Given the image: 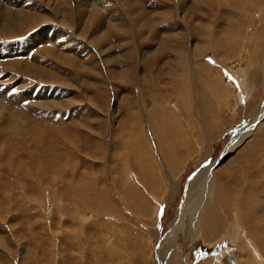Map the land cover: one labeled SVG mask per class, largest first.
<instances>
[{
    "label": "bare ground",
    "instance_id": "1",
    "mask_svg": "<svg viewBox=\"0 0 264 264\" xmlns=\"http://www.w3.org/2000/svg\"><path fill=\"white\" fill-rule=\"evenodd\" d=\"M130 1L135 4V1ZM232 1H234V4L235 2H240V0H231L230 2L232 4ZM241 1L244 3H252V5L253 3H256L254 2L256 0ZM24 2H26V6ZM108 2L109 0H0V38L4 35L7 37L24 35L35 30L33 34L26 37L27 39L24 38V40L10 45V47H12V49H10L15 54L16 59H13L14 56H11L13 60L8 61L9 59H7V56L6 58L5 56H3V58L0 57V63L2 64V68L4 67V72H12L16 75V79H18L16 82L18 83L20 82L19 78L24 80V78L35 77L36 80L40 79L43 81V79H47L49 76L51 80H58L59 82L61 81V83L66 81L70 86H73V84L70 81L63 80L64 76L67 77L66 75L69 73L73 78L75 75L78 76L83 73V70H95L102 78H110V80L114 79L116 76L120 77V74L115 77L112 75L113 69H111L108 63L109 61L111 62L113 57L110 54H107L108 50H106V47H102L100 42L107 38L109 34H112L115 30V26H120L122 24L121 19L123 17L119 19L118 22H112V20H115L113 18L115 14L113 16L111 15V18L108 17L109 20L101 21L104 12H101L99 7L102 8L104 6V9L108 5ZM188 2L182 0L180 2L181 4L175 3V9L181 11L180 13L183 12L182 16L180 15V21L183 22V25L180 27H172L171 24H167L162 28L163 31L161 30L158 32V34L161 33L160 36L157 37V43L160 44L159 48L160 46L168 45L167 48L169 47L168 49H170V59H168L167 62L160 63L161 65L159 66H154V68L151 67L145 76L144 73L141 74L142 86H138V94H132L134 98L132 101H129L131 104H128L127 106L129 107L127 110L128 119L124 122L127 126L124 127L125 125H123L122 128L125 133V138L122 144L125 148L124 153L126 155L118 158L114 157L120 166L116 167V164L114 163L111 165L108 164L107 168L109 170L107 172V168L101 163L100 169L103 172L101 171L100 173L101 178L96 179L87 174L83 175L82 173V175H80L81 177L79 176V178H76L78 174L76 168H71V176L65 172V169L61 170V168H59V170L56 169L58 171L52 174V179L55 181L52 183L54 188L52 187L53 189L51 192L48 191L46 196L52 201H59L57 206L55 205V207H58L59 217L57 220H55L54 217L51 218L50 222L48 221L49 225L46 224V231L44 230L46 232L45 237L48 239L47 245H49L48 250L45 249L46 252H48L46 254L49 260L48 264H131L134 259L141 264H146V260L148 259L145 258V254H147L145 251L148 247H151L150 252L153 251L155 241H157L159 237V232L154 228L149 231V234L148 231L144 233L139 229L136 230V227L134 229L133 227L132 229L130 227H125V233H123V225L120 221H123L124 219L123 211H130L134 213L139 220L146 223V218H149L148 212L153 210V218L155 222L157 219V207H155L156 205L154 206V202L158 200V198L164 200L162 195L168 191L174 192L175 187L179 183V180L174 177L178 175L179 172L180 176L183 174L181 172H183L184 167L189 161V158L184 157L189 156L191 154L190 150H192L190 148H195L196 146L192 140L191 143L187 142V139L181 136L182 133L185 135V130H181L180 118L176 114V111L181 109L179 106L181 105L182 108L184 107L183 109L189 111L190 106L195 104L194 98L197 96L198 101H200L198 104L202 108H205L204 97L207 92H209L208 94L211 98L215 97L217 100H219V96H223L228 102L232 97L234 98V103L237 102L242 93L244 96L251 94V85L249 82V79H251L250 65L247 66L240 64L233 68L225 65L224 68L231 69L234 79L237 81L236 86H234V84L232 85L222 81L225 75L223 74L224 70H221L219 66L224 65L220 63L217 56H219L218 51H220L221 48H227L226 45L228 44L240 45L239 48H250L254 42V33L259 30H256L255 27L262 23L264 15L263 17L257 16L260 19H258V25L255 26V19L253 20V16L244 13L243 6V9H241L240 12H235L230 10L231 8L228 9L229 7L227 5H223V0H193V2H196L195 9L198 10V12H201L199 14L206 16L210 14L214 20L210 18L207 19L206 17L204 19H207V23L210 25H208L206 21L200 26L194 23L191 25L189 24V20L192 19V12L190 10H194V3L192 6V4H188ZM210 2H212L214 6L211 7ZM224 2L226 3V1ZM219 4L220 6H217ZM125 7L124 4V9ZM256 7H258V5ZM222 8H224L223 11L227 13L229 18L236 20L233 21L230 19L224 22L222 21L227 27L225 28L224 26L223 28L215 29L213 21H215V18L217 21L218 18L216 16L220 14V11L221 13L223 12L221 10ZM213 9H217L214 11L215 16L212 14ZM218 9H220V11H218ZM261 9L263 10V8ZM113 11L115 13V10ZM122 11H120V13ZM134 12L137 13V10H125V14L123 12L121 14L118 12L121 16L126 17V23L124 22L125 27H127V25L130 26L131 23L129 19L131 15H134ZM186 12L188 13L186 14ZM157 13L159 15L157 21L159 20L160 23L169 18L167 17V10L159 11ZM116 15L118 17V14ZM81 19L83 23L85 22L84 24H79V20ZM49 20H55L60 23L64 21L65 24H67H64V26L73 30L79 25L82 32H87V37L85 36L83 42L92 47L87 49L81 43V40L75 43L77 44L76 48H67V41L59 42L60 38H64L67 35L65 34L66 32L64 33L63 31L62 33V31L46 29ZM149 20H146L145 22L143 21L144 24L146 23V26H143L145 29H150L154 23L153 20V23ZM249 20L252 27L250 33L249 31H246L248 27L245 26L249 25ZM127 21H129L128 23L130 24H127ZM205 23L206 25H204ZM195 28L199 29L201 32L199 35L195 34L197 37L193 35L196 30ZM137 30L138 27L135 31ZM48 31H51V33L47 34ZM260 32L255 36L261 37L260 39L263 41L262 46L264 48V28L261 34L262 36H260ZM136 33L134 32L133 35ZM82 38L84 37H81L80 39ZM188 38L193 40L190 44H188ZM67 40L70 41L69 39ZM139 40L140 42L142 41L141 37H138V41ZM138 41L136 39L133 40V45L137 46V48L139 47V44H137ZM256 42L257 41H255V43ZM129 43L130 42H128V44ZM157 43L154 45H157ZM133 45H130L129 47L127 46L128 48L126 51L124 50L125 54L123 53L119 55L120 58L122 57L124 59V62L128 64V66H130L129 62L135 52H133L135 49ZM34 46H36L35 49H32ZM78 46H83V48ZM117 46H119V44ZM20 48L34 50V55L31 58L27 56L25 57V60L22 61L21 59L20 61V58L18 59L17 57L20 53L18 52L21 50ZM157 53L158 52H153L152 55ZM209 53L213 59V65L204 61L205 56L209 55ZM156 59L158 58L153 57L152 61L155 62ZM261 60L263 71L262 87L264 90V56ZM3 61L5 62L3 63ZM154 62L150 64L154 65ZM128 71L130 70L127 69L123 72H126L127 75ZM165 77H167L166 80L163 79ZM74 82L76 83L77 81ZM212 82H214V84ZM18 86L21 85L18 84ZM42 93L45 97H41V101H36V98L33 99V97L30 96L31 91L23 92L22 95L26 96L16 100L19 101L17 103L15 100V102H12L13 99L12 101L8 100L12 96H8V105L4 104L5 101L0 100V116L3 114L6 116L5 121L1 123L2 129L0 128V135H2L5 130L7 134L14 135L15 133L16 136L20 134L18 142L20 143L21 141L23 145L22 147H25L26 143L29 142L27 134L29 135V138L31 136L34 140H37L36 138H38L39 142L43 144L42 153L45 155L44 157L46 159H53L56 158L52 153L54 149L52 147L50 148L51 150L48 149L49 144H46L47 138L43 137V134L37 135L36 130L42 127L41 124L44 120L48 119V117L45 119L41 112L48 108L61 105V103L66 102L67 100L58 103L55 99L50 98L51 95L47 97L46 90H43ZM5 98H7V96ZM47 98L49 99L48 103L44 101V99L46 100ZM26 99H29V102L27 104H22ZM222 99L224 100V98ZM170 101L172 102L170 103ZM68 102L69 100L67 103ZM236 104L238 105L239 103L237 102ZM236 104L234 107H236ZM3 109L5 111L2 113ZM36 109L41 111L38 112ZM205 112L202 113L200 119V123L202 122V128L204 129L209 125L207 124L208 122L206 120L207 116L205 115ZM262 112H264V105L262 107H257L255 111L249 115L248 120L246 119L249 123V128L256 123ZM232 113L234 114V112ZM48 115L49 114L47 113V116ZM50 118L51 117H49V119ZM144 119H146L149 126L148 132L142 125ZM72 120L73 119L69 118L68 121ZM59 122H61V120ZM175 122L180 124V126L176 127L177 124ZM261 124L262 123H259L252 132L254 133L258 130L257 137L253 134L255 138L251 137L252 139L247 141L250 146L249 149L247 148L244 152L243 156H246V158H238L235 161V166H233L225 176L221 173L222 169L214 167L216 161L209 163V165L206 166L203 165L200 168H198V166L205 161L206 158H201L195 163L193 166L195 171L186 181L184 185V193L175 209L176 213L170 223V232L166 235L165 239L162 240L161 244L158 245L157 256L161 264H164L168 250L170 251L171 259L175 256L176 246L179 244L178 241L180 237L192 242L201 239L206 246L211 247L218 245L219 243L224 244V242L234 245L236 250L241 251L243 254L235 256L231 264H264V126H261ZM66 126L71 127V124ZM33 127H37V129L35 128L32 131L31 128ZM247 128L248 126L243 127V130L235 135V139L231 144L227 145L225 150L231 149L243 139L250 136L251 132L248 133L250 130H247ZM9 129L11 132H9ZM189 129H191V127ZM192 130L194 131L195 129ZM148 134L150 135L149 137H152V140H149ZM42 140L45 142H42ZM67 140L68 139H64V145L70 142ZM1 141H4V139L0 138V142ZM9 141L12 142V139L7 135L6 142L10 143ZM36 143H38V141ZM29 145L30 144L28 143L26 147H29L28 152L33 156L32 154L34 152L30 151L31 148L33 150V147H30ZM9 146L10 145H8V147ZM75 147L76 150L72 151V154L79 151L77 146ZM14 149H16V147H14ZM48 150L50 151L49 154ZM65 151L67 153L69 152L68 150ZM61 154L63 155V151ZM33 160L31 159L32 162ZM199 162L201 163L198 164ZM37 165H39V163ZM116 171L120 173L118 176L120 175L122 178L121 182L119 181L120 183H116L118 179H110V174H115L114 172ZM46 172H49V170ZM164 173H167L169 179L168 182ZM165 183L169 187L164 185ZM108 187L112 188V192L115 193L120 204L124 205L123 209H116L115 198H109L110 194ZM125 206L126 208L124 210ZM148 222L151 223L150 220ZM56 223L58 224L61 233H64L65 235L63 238L64 240L62 239L63 244L71 242V245L69 243L68 247L70 249L68 251L70 252L67 251V253L62 250L68 254L67 258H62L64 255L60 258V249H63V246H61L62 241L56 242L58 240H54V234L56 232L55 226H57ZM63 226H65L64 229H62ZM88 230H90V232L92 231V233L89 234ZM59 245L61 248H59ZM220 259V256L217 258H205L197 264H215L214 262L216 261L220 264ZM68 261L71 263H68ZM170 263L171 262H168V264Z\"/></svg>",
    "mask_w": 264,
    "mask_h": 264
},
{
    "label": "rangeland",
    "instance_id": "2",
    "mask_svg": "<svg viewBox=\"0 0 264 264\" xmlns=\"http://www.w3.org/2000/svg\"><path fill=\"white\" fill-rule=\"evenodd\" d=\"M106 1H108V0H106ZM133 1H135V4H134V2H131L130 0H109L108 5L104 9H103L104 6L102 8L99 7L101 12H104L103 14L105 15L104 16L102 14V20H101L102 22L109 20L108 17L111 18V15L113 16L114 14L115 15L113 18L115 20H112V22L113 21L118 22V20L123 17L121 19V23L123 25L121 24L120 26L119 25L115 26V28H114L115 30L114 31L112 30L113 31L112 34H109V36L107 38H105L103 41H100L101 46L106 47V50H108L107 54H110L113 57L111 62L109 61V63H108V65H110L111 69H113V71H112L113 73L112 72H110V73H112V75L114 77L116 75L120 74L119 75L120 77L116 76L114 79L110 80V78L109 79L104 78V77L102 78L101 75L98 74V72H96L95 70H92V71L83 70V73L80 74L82 76L78 75L79 77L75 75L72 78V76L69 75V73L66 75L67 77L64 76L63 80L70 81L73 84V86H70V84H67L66 81H63V80H62L63 84L61 83V81L59 82L58 80H51L49 78V76L47 79L46 78L43 79V81L40 79L36 80L35 77L34 78L33 77L32 78L31 77L24 78V80L19 78L20 82L18 83V82H16V80L18 81V79H16L17 76L14 75L12 72H10V73H8L7 71L4 72V67L2 68V64L0 63V68H1L0 71L2 70L1 71L2 73L0 72V74H1L0 75V80H1L0 81V100L5 101L4 104L8 105V103H9L8 100L12 101V99H13L12 102H15L16 100H19V99L25 97L26 95H24V96L22 95V93L25 91H31L30 96L33 97V99L36 98L35 99L36 101H41L42 100L41 97H45L44 94L42 93L43 90L47 91V93H46L47 97H49L51 95L50 98L55 99V101L58 103H60V101L63 102V100H67V101L69 100L68 103L66 101V102L61 103V105H58L59 107L54 106L53 108H48L47 110L41 112V113H43L44 118L47 119L46 117H48V119L44 120L42 122V124H41L42 127H40L39 129H37V127L31 128L32 131L35 128L37 129L36 130L37 135L43 134L42 136L47 138L46 144L47 143L49 144L48 149L51 150L50 149L51 147L54 149V151H52V153L56 156V158H53V159L47 158L46 159L44 157L45 155L42 153V145L43 144H41L39 142L38 138H36L37 140H34V139H32L31 136L29 138V135L27 134V138L29 141L28 143L30 144L29 146L33 147V150L31 148L30 151L34 152L33 154L31 153L33 155V156H31L30 153L28 152L29 147L28 146L26 147V145H28V143H26L25 147H22L23 145H22L21 141H20V143L18 142L20 134L17 136L15 135V133H14V135L9 134V133L7 134L6 130H5V131H3L4 136H3V134L0 135V138L4 139V141L0 142V177H1L0 178V264H34V263L35 264H48L49 260H48V257L46 255L48 252H46V250H48L49 245H47L48 239L45 237L46 236V232H45L46 229L45 228H47V225H49L51 218L54 217V219L57 220L59 217L58 216V212H59L58 207H55V205L57 206V203L59 201L58 202H56V200L52 201L48 196H46L48 194V191L51 192V190L54 188V186L52 184L53 182H55L54 179H52L53 173H55L56 171L59 170V168H61V170L65 169V172L68 173L69 176H71L72 169L76 168V170L78 172L76 178H79V176L82 174L83 175L87 174V175H89L95 179L101 178V174H100L102 171L100 169L101 163L106 168H107L108 164L111 165L112 163L116 164L115 166L118 167L120 165H119V163L116 162L115 158L123 157L124 155H126L124 153L125 148L123 147V144H122V142L125 138L124 137L125 133H124V130L122 128H123V125H125L124 124L125 120L128 119L127 118L128 117L127 110L129 107H127V106H128V104L129 105L131 104V102H129V101L133 100V98H134L133 95L138 94V86H140V87L142 86L141 74L144 73V76H145L146 73L149 72L151 67L154 68V66L155 67L159 66L162 63L167 62L168 59H170L169 58V56H170L169 50L170 49H168L169 47L167 48L168 45H163L165 47L160 46V48H159L160 44L157 43V41H158L157 37H159L161 33L158 34V32H160L161 30L163 31L162 28L164 26H166L167 24L168 25L171 24L172 27H175V26L180 27L183 25L182 24L183 22L180 21V15L182 16L183 12L180 13L181 11H179L178 9H175V3L179 4L182 0H177V1L176 0L175 1L174 0L173 1L172 0H133ZM186 1L188 2V0H186ZM190 1L191 0H189L188 4H192V6H193V3H194V6H193L194 10H192V9L190 10L192 12V15H191L192 19L190 18L191 20H189V18H188V20L190 21L189 24L192 25L194 23V24H197L200 26L205 21L207 23L208 22L207 19H209V18L214 20V18H212L210 16V14L208 16L203 15V14H199L201 12L200 11L198 12V10L195 9L196 2H193V0L191 2ZM224 1H226V3ZM230 1L231 0H223V5H227L229 7L228 9L231 8L230 10H233L235 12L236 11L240 12L241 9H243L242 8V6H243L244 7V9H243L244 13L246 15L253 16L252 19L253 20L255 19V26L258 25L257 22H259L258 21V19H260L259 17H263V15H264V11H263L264 10V7H263L264 6V4H263L264 0H259V1L256 0V1H254L256 3H253V5H252V3L250 4L248 2L244 3L241 0H240V2H235V4H234V1H232L233 4ZM24 4L26 6V2H24ZM124 4L126 6L125 9H124ZM173 4H174V6H173ZM210 5H211V7L214 6L212 2H210ZM257 5H258V7H256ZM201 6H203V5H201ZM217 6H220V4ZM203 7H206V6H203ZM171 8H174V9H171ZM261 8H263V10ZM131 9L137 10V13L134 12V15L130 16L129 21L131 24L128 23L129 21H127V24H130L131 27L129 25H127V27H125L124 22L126 23V19H125L126 17L121 16L120 14L122 12L125 14V10L130 11ZM223 9L224 8H222L221 10L223 11ZM113 10H115V13ZM122 10H124V11H122ZM164 10H167V13H168L167 17H169V18L167 20H165L164 22L160 23L159 20H158L159 22L157 21V19L159 18V15L157 12L164 11ZM169 10H171V11H169ZM215 10H217V9L212 10L213 11L212 14H214L213 16H215V13H214ZM120 11H122V12L120 13ZM218 11H220V9H218ZM171 12H173V13H171ZM259 12H260V14H259ZM187 13L188 12H186V14ZM116 14H118V17ZM257 16H259V17H257ZM206 17H207V19H204ZM216 17L219 20L217 19V21H216V18H215V21H213L215 29L223 28L225 26V24L223 22L231 19L228 17L227 13H225L224 11L222 13L220 11V14L217 15ZM256 18H257V20H256ZM263 19H262V23L259 24L260 26L258 25L257 26L258 28L255 27L256 30L257 29H259V30H257L256 33H254V37H255L253 39L254 42H253V45L250 46V48L249 47L239 48L240 45L228 44V45H226L227 48H221V50L218 51L219 56H217L220 63L222 65H224V66H221V65L219 66L221 70H224L223 74L225 75V77L222 79V81H224L226 83H230L232 85L234 84V86H236L237 81L234 79V76H233L231 69L224 68L225 65L232 67V68L237 67L240 64L241 65H247V66L250 65L249 67L251 69V73H250L251 79H249V82L251 85V89H250L251 94H249L248 96L247 95L244 96L242 93V95L237 100V102L239 103L238 105L236 104L237 102L234 103V101H233L234 98H232V97L230 98V100H228V102L225 100V97H223V96H219V100H217L215 97L211 98V96L208 94L209 92L205 93L206 94V96L204 97L205 106H206L205 108H202L198 104V103H200V101H198L197 96H195V98H194L195 104H192L190 106L191 109L189 108V111H186V109H183L184 107L182 108L180 105L179 107L181 109L176 111V114L180 118V123H181V126L183 128L180 126V124L176 123L177 121L175 122L177 124L176 127L180 126L181 130H185V135H183V133H182L181 136H183V138H186L187 142L191 143V140H192V142L196 146H195V148L191 147L190 148V149H192V150H190L191 154L189 156L184 157V158H189V161L187 162L186 166L184 167L183 172H181L183 174L180 176L179 175L180 172H179L178 175H176L174 177L175 179L179 180V183L175 187L174 192L168 191L167 193H164L162 195L164 200L158 198V200H156L154 202L155 203L154 206L156 205L155 207H157V211H156L157 219L155 222H154V218H153V210L148 212V216L150 219L146 218V220H147L146 223H144V221L139 220L138 217L134 213H132L130 211L129 212L123 211V215H124L123 221L126 222L125 223L123 221H120L121 224L123 225V230H124L123 233H125V229H126L125 227H128V228L130 227L131 229H132V227H133V229L136 227V230L139 229L141 232H144V233H146L148 231L149 234H150L149 231L153 230L154 228H155V230H157L159 232V237H158V240L155 241L153 251L150 252L151 247H148L147 250L145 251V253H147V254H145V258L148 259V260H146V262H147L146 264H152V263L153 264H161L160 260L158 259V256H157L158 245L161 244L162 240H164L166 235H168L170 232V223L173 220V217L176 213L175 209H176V207H177V205L181 199V196L184 193V187H185L184 185H185L186 181L188 180V178H190L193 175V173L195 171L194 170L195 168H193L195 163H197L201 158H206V160L203 161L202 163L201 162L198 163V164L201 163L198 166V168H200L203 165L206 166V165H209V163L216 161V165L214 167H217L218 169H222L221 173H222V175L225 176L228 173V171H230V169L233 166H235V161L238 158H246V156H243V155H244V152L247 150V148L249 149V146H250V145H248L247 141H250L252 138L257 137V135H258V130L255 131L254 133H252L254 131L255 127L259 123H262L261 126L262 125L264 126V112H262V114L258 117L256 123H254L251 128H249V125H248L249 123L247 121L249 118V115H251V113H253V111H255V109L257 107H259V106L262 107L264 105V90L262 87L263 71H262V60H261L262 57L264 56V52H263L264 48L262 46L263 41L260 39L261 37H259V36H258L259 38L256 37L260 31H261L260 36H262L261 34H262L263 28H264L263 27L264 26L263 25L264 24ZM146 20H149L151 22L153 20L154 23L152 22L153 23L152 27H151L152 29L146 28L147 29L146 30L144 28L146 26V23L144 24V22ZM212 20H211V22H212ZM231 20L235 21L236 19H231ZM54 21L55 20H53V21L49 20V22H47L48 24L46 25V29H50V30L54 29L55 31H62V33H63V31H64V33L66 32L65 34H67V35L64 38L63 37L60 38L59 42L60 41H65V42L67 41V44H68V45L66 44L67 48H74V47L76 48L77 44H75V43H77L78 41H81V40H82L81 43L87 49L92 47L90 45H87L85 42H83L85 39V36L87 37V32L86 31L82 32V30H80L79 25L77 28L74 27L75 29L73 30L69 27H65L64 21L61 23L58 21L57 22L56 21L54 22ZM79 21H80L79 24L85 23V22L84 23L82 22V19ZM216 22H217V24H216ZM206 23L204 25H206ZM248 23H249V25H245V26L248 27L246 29V31L247 32L249 31V33H250L251 29H252L250 20L248 21ZM207 24L210 25L209 23H207ZM252 24H253V22H252ZM65 25H67V24H65ZM123 26H124V28H123ZM119 27H121V28H119ZM137 27H138V30L135 31L137 29ZM226 27H227V25L225 26V28ZM195 29H194L195 32L193 33V35H195V34L199 35L201 33L200 30L197 28H195ZM260 29H262V30H260ZM34 31L35 30H32L31 33L28 32V34L26 33L24 35H16L14 37H7L6 35H4L2 38H0V55H1L0 57L3 58V56H5V58H6V56H7V59H9L8 61L16 59L15 54L11 50L12 47H10V45L14 44L16 42H20L21 40H24V38L27 39L26 37L33 34ZM133 31L135 33L137 32L136 33L137 35L136 34L133 35V33H134ZM143 32H144V34H143ZM48 33L50 34L51 31L50 32L48 31L47 34ZM82 33H84V34H82ZM85 33H86V35H85ZM153 35L155 36V38ZM77 36H79V37H77ZM19 37L22 39H20ZM81 37H84V38L80 39ZM138 37L139 38L141 37V39H142L141 42H140V40L138 41ZM126 38H128V39H126ZM133 38L138 41L137 42V44H139L138 48H137V46L133 45V40H134ZM67 39H69L70 41H68ZM6 40H7V42H6ZM123 40L124 41L126 40L130 43L128 44V42H126V41L124 42ZM192 41L193 40H191V38H188V44H190ZM255 41H257V42L255 43ZM258 41H259V43H258ZM117 43L119 44V46H117L118 45ZM155 43H157L158 46L154 45ZM71 44L73 45V47ZM237 44H239V43H237ZM79 45H81V44H79ZM104 45H106V46H104ZM130 45L131 46L133 45V47L136 50L135 49L133 50V52L135 51L134 56H132V58L129 62L130 66H128V64H126L124 62V59L122 57L120 58L119 55L123 54ZM229 45H231V46H229ZM35 47L36 46H34L32 49H35ZM78 47L83 48V46H78ZM160 49L162 50V52ZM64 50H66V49H64ZM18 52H20L19 53L20 55L18 54L17 57H18V59L20 58V61H21V59H22V61L25 60V57H27V56L29 58H31L34 55L33 54L34 50L21 49ZM86 52H87V50H86ZM119 52H121V53H119ZM153 52H158V53L155 55L154 54L152 55ZM136 54H138V55H136ZM11 56H14L13 59L11 58ZM152 56L155 58H158V59H156L157 62H156V60H155V62L152 61V58H153ZM204 61L208 64L213 65V59H212L210 53H209V55L205 56ZM4 62L5 61H3V63ZM152 62H154V65L150 64ZM123 68H124V70H127V69L130 70V71H128L127 75H126V72H123L124 71ZM121 70H123V71H121ZM122 76L125 78H123ZM163 79L166 80L167 77H165ZM250 80H252V81H250ZM74 81H77V82L75 83ZM212 83L214 84V82H212ZM18 84L21 86H18ZM22 85H24V86H22ZM68 85H69V87H68ZM213 86H215V85H213ZM115 88H116V90H115ZM113 90H114V92H113ZM2 91H3V93H2ZM234 94H235V92H234ZM6 96H7V98H5ZM8 96L9 97L12 96V97H10L11 99L10 98L8 99ZM37 96H39V97H37ZM119 96H121V97H119ZM232 96H233V93H232ZM221 97L224 98V100ZM248 97H250V98H248ZM235 99H236V97H235ZM44 101L46 103H48L49 99L48 98L46 100L44 99ZM17 102H19V101H16V103ZM28 102H29V99H26L23 101L22 104H25V103L27 104ZM171 102L172 101H170V103ZM235 104H236V107H234ZM204 109L206 112L204 111ZM36 110H38V109H36ZM4 111L5 110L3 109L2 113ZM39 111H41V110H38V112ZM187 112H188V114H187ZM203 112H205V115L207 116V118H206V120L208 122L207 124H209L206 129L202 128L203 124H202V122L200 123V119L202 117ZM232 112H234V114ZM47 113L49 114L48 116H47ZM187 115H188V117H187ZM143 116H144V114H143ZM49 117H51V118L49 119ZM5 118H6V116L4 114L0 116V128L2 127L1 123L3 121H5ZM69 118H71L73 120L68 121ZM60 120H61V122H59ZM62 124H64V125H62ZM68 124H71V127H67L66 125H68ZM142 125L145 128V130H147V132H148L149 126L146 122V119L143 120ZM126 126L127 125H125L124 127H126ZM245 126H248L247 130H250V131H248V133L251 132L250 133L251 135L246 137L245 138L246 140L243 139L241 142H239L237 145H235L231 149L225 150L227 145L231 144L232 141L235 139V135L239 134V132H241V130H243L242 128ZM253 126H254V128H253ZM190 127H191V129H189ZM45 129H46V131H45ZM192 129H195V130L193 131ZM188 130H191V131H188ZM9 132H11L10 129H9ZM0 134H1V131H0ZM253 134L255 135V137ZM7 135L10 136V139H12V142L11 141H9L10 143L6 142ZM149 136L150 135L148 134L149 140H152V137H149ZM188 136H189V139H188ZM27 138H26V140H27ZM64 139L65 140L68 139L67 141H70V142L68 144L65 143L66 145H64V142H65ZM37 141H38V143H36ZM42 142H45V141L42 140ZM8 145H10V146L8 147ZM75 146H77L79 151L72 154V151L76 150ZM14 147H16V149H14ZM49 150H48V154L50 153ZM65 150H68L71 153H69V152L67 153ZM62 151H63V155L61 154ZM14 152H15V154H14ZM24 152H26V153H24ZM29 157H31V158H29ZM31 159L32 160L34 159L33 162L31 161ZM35 160H37V161H35ZM52 160H54V161H52ZM124 160H125V158H124ZM67 161H68V163H67ZM49 162H51V163H49ZM38 163L40 166L37 165ZM61 164L64 166H62ZM32 166H33V168H32ZM79 166H80V168H79ZM67 167H68V169H67ZM34 168H36L37 171ZM56 169H58V170H56ZM22 170H23V172H22ZM48 170H49V172H46ZM76 170H75V172H76ZM108 170L109 169L107 168V172H108ZM38 171H39V173H38ZM28 172H30V173H28ZM114 173L115 174L112 173V175L110 174V176H111L110 179H112V178H113V180L118 179V181L116 183H118L119 181L121 182L122 178L120 175L118 176V174H120V173L118 171H116ZM49 174H50V177H49ZM164 175H165V177H167V173H164ZM118 177H120V178H118ZM42 178H43V180H42ZM167 179H168V177H167ZM106 180H109V179H106ZM168 181H169V179L167 180V182ZM40 182H41V184H40ZM36 183H37V185H36ZM164 185H167V184L165 183ZM168 187H167V189H168ZM108 189H109V194H110L109 198H115L114 200H115L116 209L117 210L123 209L124 205L120 204V201L115 196V193L112 192V188L108 187ZM149 196H150V194H149ZM42 198H43V200H42ZM56 198H57V196H56ZM45 200H47V201H45ZM125 208H126V206L124 207V210H125ZM60 216H61V214H60ZM135 216L137 217V219ZM125 217H126V219H125ZM102 218H105V217H102ZM149 220L151 223L148 222ZM56 225L57 226H55L56 232L54 234V240L55 241L58 240L56 242H59V241L61 242L65 235H64V233H61V230L58 227L57 223H56ZM64 227L65 226H63L62 229H64ZM88 231L87 232L89 234L92 233V231L91 232H90V230H88ZM61 234H63V235H61ZM69 243L71 245V242H69ZM69 243L66 242V244L65 243L63 244V241H62L61 246H63L62 247L63 249H60V254H61L60 258L62 255H64V256H62V258H64V257L67 258V255H68L67 253L70 252V251H68V250H70L68 248ZM178 243H179V244H177L178 246L175 245L176 246L175 256L172 257V259H171L170 251L168 250V252L166 253V257H165L166 260H165L164 264H168V262H171L170 264H197L202 259L217 258L219 256L221 258L220 264H231V262L235 256H239V255L243 254V253H241V251H237L236 248L234 247V245H232L228 242H224V244L219 243L218 245L211 247V246H206L202 242L201 239H198L195 242H192L188 239H183L182 237H180ZM67 244H68V246H67ZM61 246L59 245V248H61ZM62 250L66 251V252L68 251V252L66 253ZM124 254L128 255L126 253H124ZM90 257H91V255H90ZM152 260H153V262H152ZM221 260H222V262H221ZM68 263H71V262L68 261ZM214 263L219 264V262H217V261ZM131 264H141V263L137 262L134 259Z\"/></svg>",
    "mask_w": 264,
    "mask_h": 264
}]
</instances>
